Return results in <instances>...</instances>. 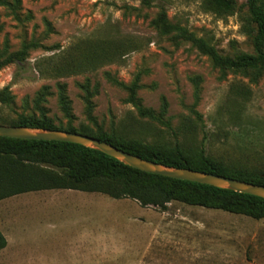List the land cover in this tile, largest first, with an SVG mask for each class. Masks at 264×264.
Segmentation results:
<instances>
[{
  "label": "rangeland",
  "instance_id": "1",
  "mask_svg": "<svg viewBox=\"0 0 264 264\" xmlns=\"http://www.w3.org/2000/svg\"><path fill=\"white\" fill-rule=\"evenodd\" d=\"M245 3L218 13L206 0H0V49L35 44L0 69V90L14 103L0 105V118L35 112L39 97L46 116L65 125L62 91L75 128L150 150L203 146L229 168L262 170L264 76L221 71L192 43L221 57L252 55ZM161 13L178 31L161 33ZM132 84L156 120L138 115ZM166 208L62 191L4 199L0 264H264V219L178 202Z\"/></svg>",
  "mask_w": 264,
  "mask_h": 264
},
{
  "label": "trees",
  "instance_id": "2",
  "mask_svg": "<svg viewBox=\"0 0 264 264\" xmlns=\"http://www.w3.org/2000/svg\"><path fill=\"white\" fill-rule=\"evenodd\" d=\"M14 2L18 3V0ZM245 2L248 18L253 26L249 33L252 55L221 57L213 47L202 40L194 39L192 43L207 55L213 66L219 70L248 72L256 78L264 76V0ZM234 3L235 0H206L208 7L218 13L229 12ZM157 21L163 34L169 33V29H174L166 23L163 13L158 15ZM182 35L191 40L187 33L182 32ZM33 46L35 44L23 42L17 52H9L7 46H3L0 49V69L8 64L22 62L27 51ZM127 90L138 115L156 120L155 115L141 108L134 97L136 85L132 84ZM85 92L87 93L86 89ZM13 104V97L8 89H1L0 105L12 108ZM58 104L66 120L65 125L54 124L46 116L39 97L33 102L36 113L16 114L13 120L0 118V125L77 133L164 166L205 172L264 186V169L245 171L229 168L207 156L203 146L191 154L183 152L177 146L168 150H150L137 143L117 141L113 135L104 132L93 134L75 128L71 125L73 117L70 103L62 91L58 95ZM43 190H75L97 193L115 200L130 199L142 208L153 207L163 213L167 210V204L178 202L187 206L242 215L254 220L264 219V199L259 197L147 174L123 165L97 150L76 144L0 137V201ZM5 246V238L0 233V251Z\"/></svg>",
  "mask_w": 264,
  "mask_h": 264
},
{
  "label": "water",
  "instance_id": "3",
  "mask_svg": "<svg viewBox=\"0 0 264 264\" xmlns=\"http://www.w3.org/2000/svg\"><path fill=\"white\" fill-rule=\"evenodd\" d=\"M0 137L19 140L55 141L76 144L97 150L117 160L123 165L147 174L197 183L201 185H208L218 189L230 190L233 192L264 199V186L254 185L223 176L208 174L205 172L164 166L126 153L108 143L77 133L49 129H32L21 126L0 125Z\"/></svg>",
  "mask_w": 264,
  "mask_h": 264
},
{
  "label": "crops",
  "instance_id": "4",
  "mask_svg": "<svg viewBox=\"0 0 264 264\" xmlns=\"http://www.w3.org/2000/svg\"><path fill=\"white\" fill-rule=\"evenodd\" d=\"M43 191H62V192H75V193H79V194H84V196H89V194H97V193H86V192H81V191H75V190H43ZM43 191H37V192H43ZM29 193H36V192H29ZM29 193H25V194H29ZM88 194V195H87ZM22 195V194H20ZM101 195V194H99ZM18 196V195H16ZM103 196V195H102ZM14 197V196H13ZM92 197V196H91ZM4 237V236H3ZM5 238V237H4ZM6 241V239H5ZM6 244H7V241H6ZM6 247V246H5ZM5 247L2 249L4 250Z\"/></svg>",
  "mask_w": 264,
  "mask_h": 264
}]
</instances>
